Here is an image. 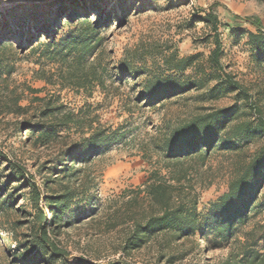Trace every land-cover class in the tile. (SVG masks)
I'll use <instances>...</instances> for the list:
<instances>
[{
  "label": "trees",
  "instance_id": "trees-1",
  "mask_svg": "<svg viewBox=\"0 0 264 264\" xmlns=\"http://www.w3.org/2000/svg\"><path fill=\"white\" fill-rule=\"evenodd\" d=\"M59 1L17 4L8 10L28 8L35 29L21 26L0 33V47L25 40V49L36 54L33 79L87 98L96 90L102 100L72 110L56 98H37L44 101L37 121L18 123L15 129L24 133L25 144L54 149L53 158L43 162L55 164L49 168L51 178L35 181L27 165L0 150V167L4 163L0 233L5 234L0 238L10 245L6 264H137L126 258L141 250L151 251L145 264H264V30L260 24L252 20L256 30L245 33L261 73L260 89L253 93L222 63L223 24L212 8L195 17L207 30L203 38L207 54L168 50L146 68L135 65L141 59L127 56L113 66L100 35L107 20L94 19L99 11L88 9L86 0H70V8L57 5ZM92 6L97 8L96 3ZM186 70L192 75L183 76ZM11 72L12 66L0 59V116L19 119L29 111L9 83ZM197 89L205 90L211 100L233 93L241 103L180 118L162 117L143 139L128 138L125 125L135 110H162ZM109 98L116 99L127 114L116 126L102 123L96 113ZM124 143L132 144L151 163L146 183L123 190L100 208L92 206L85 169L112 146ZM216 150L230 156L229 180L216 199L199 208L200 190L210 184L202 168ZM79 175L83 179L76 178ZM57 180L68 183L54 188ZM87 205V217L102 210L104 231L115 234L113 251L119 258L91 261L72 255L62 244V229L72 226L75 212L81 216Z\"/></svg>",
  "mask_w": 264,
  "mask_h": 264
},
{
  "label": "rangeland",
  "instance_id": "rangeland-1",
  "mask_svg": "<svg viewBox=\"0 0 264 264\" xmlns=\"http://www.w3.org/2000/svg\"><path fill=\"white\" fill-rule=\"evenodd\" d=\"M40 1L43 0H0V33L5 34L8 30L21 26H28L30 30L35 29L27 15L28 8L26 10L17 8L13 13L7 11L17 4L30 5ZM85 3L88 9L99 11L94 19L99 17L107 20L100 35L104 38V49L111 64L117 66L118 61L127 56L130 60L141 59L142 62L135 65L146 68H152L153 63L159 59V54L168 50L175 49L179 55L196 52L207 54L208 46L203 42L207 30L201 22L195 20V17L201 10L212 8L223 24L220 27L223 65L251 92L256 93L260 89L261 73L255 67L253 53L246 44L245 33L256 30L251 23L252 20L258 22L264 30V0H86ZM93 3L97 4V8L92 6ZM57 5L70 8L71 1L60 0ZM48 12L46 10L45 13ZM119 17L122 19L119 20ZM16 35L18 32L13 34ZM25 45V40L18 39L10 45L0 47L1 63L12 66L9 83L16 88V93L21 95L20 103L27 105L29 111L19 119L11 115L0 116V150L20 164L27 165L30 173L35 174V181L40 182L53 175L50 169L54 168L55 164L43 162L53 158L55 151L50 148L35 149L25 144L22 136L24 133H17L15 129L20 121H37L44 101L34 99L56 98L68 109L73 110L83 104L94 106L95 102L102 100V95L94 90L92 96L87 98L84 94L60 89L57 84L51 85L43 80L33 79L31 71L37 66L36 54H30ZM187 75H192L189 70L183 73V76ZM27 86L36 92L28 90ZM235 103L240 105L241 102L235 99L233 93L211 100L205 90H192L162 110L157 108L135 110L125 127L129 130V139L134 136L136 140H140L145 137V132H153L152 125L158 124L162 117L180 118L198 111L226 107ZM96 113L102 123L112 126H116L127 117L120 103L110 98ZM206 160L202 169L205 171L206 181H210V184L200 190L199 208L206 207L210 201L216 199L226 189L229 180L231 164L229 155L216 150ZM3 167L4 163L0 167V173L4 172ZM150 169L151 163L144 161L132 144L112 146L109 151L92 160L90 166L85 169V173L90 177L87 195L94 199L92 206L100 208L109 199L118 197L123 190L142 186L146 183ZM76 178L83 179L80 175ZM56 182L52 185L54 188H57L58 183H68L66 180ZM82 205L83 203H80L79 207ZM75 207L72 208L73 212ZM85 210L81 216L75 212L73 215L74 219L76 218L75 223L62 229L60 233L62 244L72 255L82 256L91 261L108 262L119 258V254L113 251L115 234L104 231L102 210L98 209L92 217H87L90 205H87ZM262 219L264 222V216ZM8 246L10 245L0 238V264H6L8 260ZM209 255L214 253L211 252ZM150 256L151 251L141 250L126 259L129 262L145 264Z\"/></svg>",
  "mask_w": 264,
  "mask_h": 264
}]
</instances>
